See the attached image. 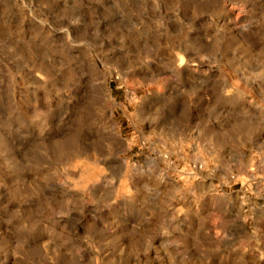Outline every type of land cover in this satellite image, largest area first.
<instances>
[{
    "label": "rangeland",
    "instance_id": "374dc122",
    "mask_svg": "<svg viewBox=\"0 0 264 264\" xmlns=\"http://www.w3.org/2000/svg\"><path fill=\"white\" fill-rule=\"evenodd\" d=\"M0 264H264V0H0Z\"/></svg>",
    "mask_w": 264,
    "mask_h": 264
}]
</instances>
